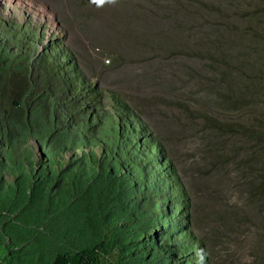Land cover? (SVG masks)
<instances>
[{
    "label": "trees",
    "instance_id": "1",
    "mask_svg": "<svg viewBox=\"0 0 264 264\" xmlns=\"http://www.w3.org/2000/svg\"><path fill=\"white\" fill-rule=\"evenodd\" d=\"M25 22L0 23V264H210L163 145ZM240 29V132L264 149V35Z\"/></svg>",
    "mask_w": 264,
    "mask_h": 264
},
{
    "label": "rangeland",
    "instance_id": "2",
    "mask_svg": "<svg viewBox=\"0 0 264 264\" xmlns=\"http://www.w3.org/2000/svg\"><path fill=\"white\" fill-rule=\"evenodd\" d=\"M263 7L264 0H0V23L44 29V41H58L106 109L114 94L147 125L189 195L191 229L210 264H264V149L240 132L244 92L233 73L245 42L237 31L264 35L248 19Z\"/></svg>",
    "mask_w": 264,
    "mask_h": 264
},
{
    "label": "clouds",
    "instance_id": "3",
    "mask_svg": "<svg viewBox=\"0 0 264 264\" xmlns=\"http://www.w3.org/2000/svg\"><path fill=\"white\" fill-rule=\"evenodd\" d=\"M113 3H115V0H112ZM200 259L202 260L203 259V256H200Z\"/></svg>",
    "mask_w": 264,
    "mask_h": 264
}]
</instances>
